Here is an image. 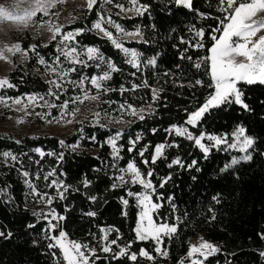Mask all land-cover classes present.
I'll use <instances>...</instances> for the list:
<instances>
[{"label": "trees", "instance_id": "obj_1", "mask_svg": "<svg viewBox=\"0 0 264 264\" xmlns=\"http://www.w3.org/2000/svg\"><path fill=\"white\" fill-rule=\"evenodd\" d=\"M131 6L132 0H98L77 21L64 27L63 33L82 30L75 38V47L81 52L89 47L98 49L104 63L89 61L72 66L64 61L62 65L66 71L76 68L68 72L75 82H89L91 77L109 72L105 99L116 112L122 111L121 105L152 111L124 128L86 125L63 145L59 138L49 135L0 133V264H63L60 250L48 247L50 241L46 237L57 232L46 231L48 221L40 210L45 201L36 193L53 197L55 212L64 217L60 230L70 240L95 249V256L91 257L94 264H191L193 259L188 252L199 232H205L220 247L207 259L195 258L203 264H264L260 255L264 252V84L239 85L248 110L235 103L221 104L211 108L196 126L188 125L189 115L204 105L214 91L204 58L210 54L211 36L220 35L213 30L220 27L226 15L220 0H192L191 8L176 0H137L135 6L145 10L129 18L121 16V7ZM101 16L110 17L125 31L140 32L141 41L126 43L139 54V69L127 63L122 51L108 39L95 33L93 25ZM200 29L205 33L203 47H191L199 42L195 31ZM32 44L35 51L30 50ZM24 45L29 51L28 62L10 72L9 83L14 87L2 89V97L16 99L49 93V84L39 73L43 69L39 59L53 63L58 42L45 46L35 39L26 40ZM152 59L155 65L148 63ZM108 62L118 71L110 72ZM197 63L200 68L195 67ZM197 80L202 83L197 84ZM153 90L158 93L155 99ZM174 126L185 127L194 136L205 133L226 138L242 126L254 141L251 159L233 165L234 154L223 146L212 147L205 158L194 141L169 131ZM117 133L121 134L116 138L118 158L108 143ZM204 141L207 145L212 143ZM160 144L165 145L163 153L152 163ZM144 149L147 150L141 157L139 153ZM4 153H11L16 159L5 157ZM177 158L183 167H169ZM133 161L142 174L152 171V199L161 204L154 212L156 223L177 227L171 236H162L160 247L167 256L156 252L155 241L136 239L140 207L136 196H129L128 192L139 194L145 190L117 179L125 177L126 172L120 169ZM193 161L196 165L189 167ZM53 181L67 188L59 189L64 199L58 197ZM123 200L128 201L127 206ZM89 212L95 215L90 216ZM109 228L118 232H109L108 241L119 239L105 253L101 250L105 246L101 229ZM129 244L128 254H137V260H130L128 255L117 258L120 249ZM141 249L153 259L140 256Z\"/></svg>", "mask_w": 264, "mask_h": 264}, {"label": "snow or ice", "instance_id": "obj_2", "mask_svg": "<svg viewBox=\"0 0 264 264\" xmlns=\"http://www.w3.org/2000/svg\"><path fill=\"white\" fill-rule=\"evenodd\" d=\"M62 2V0H33V7L29 10H26L23 15L14 14L10 9L0 6V19H8L12 22L18 24L26 25L29 21L32 20L37 14L48 15L49 10L55 7L56 3ZM97 2V0H87L88 9H92L93 5ZM137 0H132L133 5H135ZM178 4H183L185 7L191 8V0H176ZM220 4L222 5V11L226 13L224 18L220 21V27L214 29L213 32H219L220 35L213 34L211 39L213 40V44L209 49V55L204 58V62L208 64V74L211 79L210 87L214 89V91L210 94L205 104L202 105L198 110L191 113L186 123L188 125L196 126L198 121L201 119L203 114L211 107H218L221 104H230L235 103L240 105L244 109L248 110V105L245 104L242 100V93L237 87V84L240 82L251 84H264V35H260L257 37V33L261 30H264V19H256L258 14L264 13V0H220ZM137 12L142 13L145 9L136 8ZM105 23L113 24V26L120 32H124V30L118 24H114L113 21L109 18L107 21L104 20V17L101 16L100 19L93 25V28L98 30L103 34L108 40L112 42V44L121 51L124 52L126 57H129L127 63L131 64L132 67L139 69L140 65L138 63V53L135 50H129L125 48L122 43H120L117 39L113 37L111 31L105 28L103 25ZM48 29L51 32V39L56 40L58 36L61 37L60 44L63 45L59 47L57 50L64 56L66 60L73 64H83L84 62L78 58V53L75 47H69L68 42L74 40L75 36L79 35L82 30H76L75 32L62 33V26L49 24ZM127 36L140 35L137 31L136 33H125ZM196 37H199L200 40L196 44L191 47L202 48L203 47V38H204V30L200 29L195 31ZM255 38V39H254ZM182 43H190L188 41H181ZM31 51H35V46H32ZM19 45H11L6 46L4 48H0V59H7L6 53H16L20 52ZM25 56L27 55V51L23 53ZM87 57L88 60L99 59L103 60V57L99 55L98 49L94 47L87 48ZM189 59H191L189 57ZM39 63L42 65H46V70L50 71L53 74L58 76H67L69 71H76V68H70L67 71H61L58 67L61 64L60 57H56L53 64H47L43 57L39 59ZM149 64L155 65V59L149 60ZM99 65H97L98 67ZM196 68H200L201 64L197 63L195 65ZM108 68L110 72L118 71V69L112 63L108 62ZM111 78L109 72H105L101 76H93L90 78V83L97 89L101 90L102 84L101 81H106ZM56 88H60L61 85L57 81H50ZM83 79L79 82V86L83 89ZM197 84H201L202 81L197 80ZM145 86H147L145 84ZM4 87H14L6 78L0 79V88ZM135 87V86H134ZM154 99H155V90ZM50 95H55V93L50 92ZM59 99V96H56ZM98 99V96L89 97L85 94L84 99ZM30 102H35L37 99H43V97H28ZM79 100V97L76 98ZM75 102V101H73ZM83 102V101H80ZM0 103L7 104L4 98H0ZM14 104L20 105L22 103L21 99L13 100ZM57 105L52 104L49 107H56ZM60 107L67 108L68 102H65ZM123 108L124 106L121 105ZM129 108L131 106L129 105ZM136 109L132 108V114L135 115ZM74 114V113H73ZM39 115V114H38ZM97 116L99 113L96 114ZM144 117L141 116L140 119ZM22 122V121H20ZM169 131H174L177 136H184L186 139L194 141V144L199 147V149L205 154V158L210 152L212 147L219 148L220 145L226 144L228 148L236 149L239 148L242 152H247L248 149L253 145L254 141L249 138L245 134L244 127H238L233 133L232 136L235 143H229L226 137H220L215 135H206L205 133H201L199 136H194L191 132L188 131L185 127H176ZM121 134L117 133L116 137L110 138L108 143L112 146L114 155L118 158L119 149L116 146V138H118ZM94 139V138H93ZM139 139V138H138ZM208 140L212 142L210 145H206L203 141ZM61 145L64 144L63 141H60ZM133 145L135 142H132ZM75 147V146H73ZM165 148L164 144L157 145L155 148V154L152 156V163H155L156 160L162 155L163 149ZM142 150L139 155L143 157L144 151ZM36 151H40L37 149ZM132 151V148L129 149ZM5 157L11 156V153H4ZM40 155L43 156L44 153L40 152ZM11 159L15 160V156H11ZM243 160H250L251 155H245L242 157ZM143 163L145 165L148 164L147 160H144ZM239 163L235 158L232 160V164ZM172 165H180L183 167L179 158L172 161L169 164V167ZM196 165V161H193L189 167H194ZM227 167H231L228 165ZM199 170V169H197ZM122 173L130 174V181H126L124 175L117 177L122 183L132 184H140L146 191L143 193H132L128 192L129 196H136L138 204L141 207V212L139 214V222L135 228L136 239L140 241L145 240H153L155 241L157 247L156 252L160 255L167 256V251H162L160 245L162 242V236H171V234L177 231V227L175 225H169L167 223L157 224L153 221L152 212L155 209L161 207V204L154 203L152 201V196L147 190H151V193L155 192V187L152 184L151 176L152 171L149 170L147 174H142L140 169L137 167L136 163L129 162L127 167L124 169H120ZM50 173L49 175H52ZM25 176L28 173H24ZM47 179V177H45ZM165 180L163 183H166ZM87 181H85V186H87ZM163 183H161V187H163ZM52 184L57 188V195L60 199H64L63 192L59 191L60 188H64V191H67V188L62 184H57L56 181H53ZM32 187V185H29ZM117 185H113L116 187ZM35 191V189H34ZM40 198L45 201L47 204H51L53 201V197L47 196V194H39ZM94 199V198H93ZM159 199V198H158ZM216 197H213V200H216ZM169 202H171V198H169ZM218 202V201H217ZM125 206H127L128 201L123 200ZM173 210H175V206L173 205ZM88 215L94 216V212H89ZM126 215V213H125ZM48 216H51V219L48 220V226L46 231L49 233H55L59 228V221L63 220L64 217L58 215L53 209ZM48 216H45V219H48ZM214 218V217H213ZM179 219V218H177ZM52 221H56L53 223ZM146 222V223H145ZM104 232V236L102 237L103 241H105V246L102 247V251L108 253L112 250V245L117 244V240L108 241V233L112 231H117V229H101ZM3 235V233H0ZM50 243L48 244L49 248H58L63 258V264H94V261H91V257L95 256V249L89 248L87 244H82L75 241H69L67 239V234L61 230L58 235L50 234L46 237ZM131 245H127L125 248H121L119 253L117 254V258L119 256L128 255V258L132 261L137 260V254L131 253L128 254L127 249L130 248ZM218 249L213 246L211 243L202 241L199 245H192L188 252V257H193L194 254H199L207 259V256L214 254ZM140 256L147 258L148 260H152L153 257L144 249L140 250ZM260 255L264 257V252H261ZM183 264V262H181ZM191 264H203L202 260H192Z\"/></svg>", "mask_w": 264, "mask_h": 264}, {"label": "rangeland", "instance_id": "obj_3", "mask_svg": "<svg viewBox=\"0 0 264 264\" xmlns=\"http://www.w3.org/2000/svg\"><path fill=\"white\" fill-rule=\"evenodd\" d=\"M179 5L184 6L183 4H179ZM0 6H4L10 9L14 14L23 15V13L26 10H29L33 7V0H0ZM136 8H141V7L135 5L129 8L121 7L120 14L121 16L126 18L135 16L140 13L135 10ZM87 9H88L87 0H62V2L56 3L55 7L49 10L48 15L37 14L26 25L18 24L8 19H0V48H4L6 46H11V45H19L21 49L20 52L6 53L7 59H0V79L6 78L9 81V74L17 65L22 64L25 66L27 64L29 59V51L26 50L24 47L25 46L24 42L26 40L31 41V40L39 39L43 45L45 46L49 45L52 41H55L51 39L52 34L48 29L49 24L62 26V33H63L64 27L71 25L75 21H77L79 16L83 13V11ZM109 18L110 17L104 16L105 21H107ZM256 19H264V13L258 14ZM111 21L113 20L111 19ZM114 24L116 23L114 22ZM103 26L107 28L109 31H111L113 37L117 39L120 43H122L125 48H128L126 43L142 40L141 34L138 36L125 35V33H129V32L136 33L137 31L128 32L123 29L124 32H120L113 26V24H109V23H105ZM93 30L99 36L107 39L98 30L94 28ZM260 35H264V30L258 32L256 38H258V36ZM75 38L74 40L68 42L69 47H75V42H74ZM60 39H61L60 36L56 38V41L58 42L57 49L63 46L60 44ZM32 46L34 45L32 44ZM76 50L78 53V58L84 62L83 64L70 63L57 50V57L58 56L60 57L61 64L59 66L57 65H53V66L58 67V69H60L61 71H66L62 65L64 61L70 63V65L72 66L86 65V63L89 61L96 63H104V60H99V59L88 60L87 50L85 52H81L77 48ZM25 51H27L26 56L23 54ZM122 53L124 54L123 51ZM126 58L129 59V57ZM138 63H139V59H138ZM39 73H41V76L49 84V93L52 92L55 93V95H50L49 93L46 95H26L23 97L16 98L22 100V103L20 105H17L13 103V100L15 99L2 97L1 90L6 87L0 88V98H4L7 102L6 105L4 103H0V133H9L15 136L49 135V136L57 137L61 141L65 142L67 139L73 136L78 130H80L82 127L86 125L111 127V128L112 127L124 128L127 125H129L133 119L140 118L141 116H144L145 114L150 113L152 111L151 108L143 107L142 109H136V113L135 115H133L132 108L127 109L123 107L122 111L116 112L111 107V105L107 103L105 99L106 93L108 92L107 88L105 87L106 81H101L102 88L101 90H97L90 83V81L88 82L86 81V79H83L84 83L82 89L79 86V82H75L71 79L69 73L67 76H63V77L58 76L56 74L51 73L50 71H47L46 65H43V69ZM50 81H57L61 85V87L56 88L52 83H50ZM241 83L244 82L238 83L237 87H239ZM85 94H87V96L89 97L98 96V99L95 100L90 98L84 99ZM30 96H35L38 98L43 97V99L42 100L37 99L35 102H30L28 99V97ZM56 96H59V99H57ZM155 96H158V93H155ZM77 97H79V100L76 99ZM65 102H68V107L66 109L60 107ZM52 104H55L57 106L49 107V105ZM211 108H209L203 114L201 119ZM97 113H99L98 116L96 115ZM201 119L198 121V123L201 121ZM171 129H173V127ZM171 132L175 133L174 131ZM227 140L229 143L236 142L232 135L229 138H227ZM203 142L205 143V141ZM220 146H223L225 149L232 152L234 154L233 159L235 158L238 161H242L243 156L250 154V149L252 147L251 146L247 152H242L239 150V148L236 149L228 148L226 144H222ZM125 179L130 181L131 179L130 174L126 173ZM147 191L152 196L151 190H147ZM53 209L54 208L52 203L50 205L44 203L40 208L44 216H48V213H50ZM155 210H153L152 212V218L153 221L156 223L154 219ZM140 212H141V207H140ZM50 219L51 216H48V219L46 220L48 221ZM52 222L56 223V221H52ZM59 231H61L60 225L59 228L56 230L57 233H55V235L56 234L58 235ZM67 239L69 241H72L69 239L68 236ZM202 241L211 243L213 246H215L218 249L217 252L220 251L219 245L212 243L206 236L205 232H199L198 235L193 239L192 245H199ZM197 256L204 258L203 256H200L197 253L194 254L193 257H191V259L195 260Z\"/></svg>", "mask_w": 264, "mask_h": 264}]
</instances>
